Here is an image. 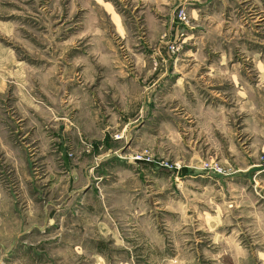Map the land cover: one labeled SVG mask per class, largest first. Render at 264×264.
<instances>
[{"label": "rangeland", "instance_id": "rangeland-1", "mask_svg": "<svg viewBox=\"0 0 264 264\" xmlns=\"http://www.w3.org/2000/svg\"><path fill=\"white\" fill-rule=\"evenodd\" d=\"M97 252L264 264V0H0V264Z\"/></svg>", "mask_w": 264, "mask_h": 264}, {"label": "crops", "instance_id": "crops-1", "mask_svg": "<svg viewBox=\"0 0 264 264\" xmlns=\"http://www.w3.org/2000/svg\"><path fill=\"white\" fill-rule=\"evenodd\" d=\"M136 1H139V0H136ZM140 1H144V0H140ZM144 7H145V9L146 10H148V6L146 5V4H144ZM113 16H114V19H117V17L118 16H116V15H114L113 14ZM118 20L120 21V18H118ZM118 20L117 21H115V22H117L118 23ZM146 22L148 23V29H147V31H148V33L149 34H151V36H157L158 35V26L157 25H155V22L153 21V20H151L150 19V17H147V15H146ZM120 34H121V36H123L124 35V28H120ZM148 34V35H149ZM128 36H129V34H128ZM220 66H223V65H220ZM234 85L235 86H238V90H237V93L235 94L236 95V97H237V99H238V101L240 102V103H247V102H249V97H250V99H252V100H254V102H257V100L260 98V95L258 94V96H248V94H247V83L244 81H242V80H240V79H235V82H234ZM257 93H259V90L258 89H256V90H254V94H257ZM193 98V97H192ZM195 100V98H193V101ZM197 102H200V100L198 99L197 100ZM128 107H130V106H128ZM209 109V108H208ZM218 115H219V113H218ZM203 117L204 116H202V114L200 113V111H199V113H198V115H197V118H198V120L201 122V120L203 119ZM217 118L218 119H221V117L220 116H217ZM202 124V123H201ZM217 123H215V125H216ZM85 126H86V134L88 135V134H92V133H96L97 132V129H98V127L93 123V122H86L85 123ZM217 126L219 127V130H217V133H224V132H226L227 130V128L225 127V125H224V123H222V121H219V123L217 124ZM117 127V129H118V127H119V125H117L116 126ZM224 128H226L225 130H223ZM123 130H125V132L129 129V127H128V122H127V124L122 128ZM249 172V171H248ZM245 175V174H244ZM213 220L214 219H210L209 218V221L210 222H213ZM208 227H210L211 225L209 224V225H207ZM97 254H99L98 256V258H97V260H95L96 262H97V264H102V262H104V258L102 257L103 255H101L100 253H98L97 252Z\"/></svg>", "mask_w": 264, "mask_h": 264}, {"label": "water", "instance_id": "water-1", "mask_svg": "<svg viewBox=\"0 0 264 264\" xmlns=\"http://www.w3.org/2000/svg\"><path fill=\"white\" fill-rule=\"evenodd\" d=\"M136 162L138 163H144V164H148L150 166H153V162L151 160L145 159V158H137L135 159Z\"/></svg>", "mask_w": 264, "mask_h": 264}]
</instances>
